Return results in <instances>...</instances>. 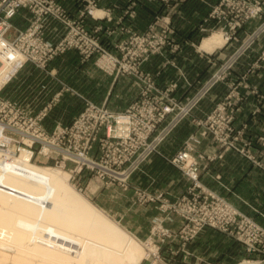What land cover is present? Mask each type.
<instances>
[{"label":"built area","instance_id":"1","mask_svg":"<svg viewBox=\"0 0 264 264\" xmlns=\"http://www.w3.org/2000/svg\"><path fill=\"white\" fill-rule=\"evenodd\" d=\"M75 1L79 8L76 15L68 11L58 0H0L1 43L8 52L18 51L27 59L24 64L11 63L16 64L15 71L8 80L13 77L15 80L26 68L27 63L45 71L49 61L70 50H75L79 52L84 63L98 54L99 57L95 60L96 67L105 70L110 77L134 78L145 82L146 86L127 109L121 112L111 111L104 104L96 105L86 101L85 109L71 125H58L52 133H48L42 123L45 114L33 117L12 101L6 110L20 122L37 127L44 133L43 138L53 142V153L46 158L53 159L60 168L63 166L72 168L75 176L89 170L94 172L97 179L107 187H126L131 177L159 153L163 141L192 111L196 101L212 90L218 81L217 78L224 76L226 67L219 76L214 75L203 84L194 98L183 103L185 96L179 99L174 94L178 91V82L163 88L159 83L156 84L149 74L143 72V65L149 63L153 56L162 55L165 50L172 49L174 52L182 50L172 39L175 29L169 18L165 17L166 21L160 18L162 15L155 14V19L146 31L132 30L131 27L125 26L123 17L136 16L135 2H132L124 8L125 11L120 16L123 18L118 19L122 31L120 33L124 34L125 38L107 45L104 40L105 34L112 32L105 31V28L99 24L97 26L89 24V29L87 19L110 20L112 16L110 11L99 10L102 0ZM153 1L158 5L164 4L165 11L166 8L168 11L176 8L183 0ZM241 2L249 6H240ZM262 5L264 6V0H216L205 22H213L216 24V29L221 32L227 29L234 30L250 22L248 19L260 16L263 12ZM20 11H26L29 15L27 16L30 17L29 25L11 40L8 36L11 19ZM51 22L63 29L62 35L58 32L59 40L55 43L45 38L46 28ZM162 22H165V25ZM261 27V32H264V24ZM207 28L200 25L199 30L206 33L210 31ZM225 33L227 35V32ZM225 38L228 39V36ZM134 44L139 47L140 53L133 54L136 57L132 58L133 63H131L125 55L131 52ZM244 52L238 50L229 60L230 64L233 65L236 58ZM123 55L122 60L117 57ZM37 61H40L42 66H38ZM256 63V67L250 71L264 69V57H259ZM11 64L9 65L12 66ZM3 66L0 60V69ZM183 80L189 84L186 79ZM245 82L247 89H251L249 92L259 95L257 90L252 89L248 82ZM260 99L264 102L263 95ZM244 100V94L232 90L216 105L204 122L198 123V126L205 129L203 135L212 134L223 149L235 151L256 165L258 163L251 156L247 138L244 137L246 131H243L242 127L238 130L235 125ZM28 134L31 136L30 132ZM31 143L30 148L33 153L44 149L34 140ZM195 148L194 141L186 144L170 161L190 182L184 195L170 201V197H166L163 193L155 195L137 190V194L141 196L139 198L144 199L142 203L159 205L160 214L153 222L154 231L160 237L155 241L159 246L157 252L159 251L160 254L165 242H172L169 238L173 233L165 223L182 219L180 238L183 240L181 251L185 259H190L192 255L188 250V243L206 228H212L240 243L248 253L257 255L259 260L256 264H264V228L227 207L223 199L202 184L201 175L205 161L211 159V156L215 159L216 151L195 155ZM94 149L98 151L95 157L91 154ZM36 156H32V159ZM214 198L217 199L216 202H213ZM150 241L154 242L152 239Z\"/></svg>","mask_w":264,"mask_h":264},{"label":"rangeland","instance_id":"2","mask_svg":"<svg viewBox=\"0 0 264 264\" xmlns=\"http://www.w3.org/2000/svg\"><path fill=\"white\" fill-rule=\"evenodd\" d=\"M187 1L188 0H183L182 3H185ZM132 2H136V1L130 0L128 4H131ZM215 3L216 0H214V3L208 6L209 9L207 15L203 17L201 20L202 22L201 25L207 26L208 27L207 29H210V31H207L206 33L202 32L201 30H199L200 25L198 24L197 33H196L197 37L192 36L191 39L186 40V43L184 40L179 39V37L177 36V32H178L177 28L174 25L176 17H183L182 15L179 16L181 14L179 13V9H178L180 5H178L174 9L171 10L169 9L168 11L166 8L165 11L164 4L160 3V5L158 6L159 10L155 14L162 15L160 17L162 19L165 20L167 18L170 19L171 24L174 26L173 28L175 29V33L174 35H172V39L174 42H177L179 44L178 46H180L182 50H180V52L178 51L174 52L172 51V49L171 51L165 50L161 53L162 55L158 54L151 58V61L153 59L155 60L154 64L151 65V63L154 61L153 60L152 62L150 61L149 63H145L146 65L145 64L143 65L144 74H149L151 78L155 81V83L156 84L159 83V85L162 86L163 88H166L178 82V86H179L178 91L174 94L179 99L185 96V98L182 100L184 101L183 103L190 100L191 98H194L201 87V86H197L196 89L195 86H194L195 88H193L191 85L186 83L187 87L182 89L180 88V81L178 80V78H175L177 76H180L181 71L183 70L181 68L182 66L180 65L181 55L187 49L193 48V50L197 53V55L202 57L201 60L205 62L204 64L201 65H195L196 67L202 68L201 70H199L200 75H198V79L200 78V76L204 75L205 79L202 81L204 84L207 83L214 75L219 76L224 70V67H226L224 76L217 78L218 81L216 82L212 90L209 91L206 94V96L200 98L199 101H196L195 103L196 105L192 109V111L182 120V122L176 127V129L171 133V135H169L162 143L163 145L164 143L167 142L169 143L176 142L174 139L175 137H177V140L179 139L178 140L179 143L177 142V144H180L179 145L180 148L178 149V151H180L181 148H183L186 144L194 141V144L196 146L194 152L195 155L206 153V152H201L197 149L199 144H202L203 140H210L211 142L215 143L216 157L214 159V157L211 156V159L208 158L205 161L203 173L201 175V182L206 188L208 187L203 183L202 176L206 173V170L209 167V165L213 163L215 160L220 159V157H223L227 153H236V154L238 153L235 151H227L223 149L220 143L216 141V139L212 134L207 133L206 135H203V131L205 129L203 127L198 126V123L204 122L205 119L214 111L216 105L220 102V101L217 102L216 100L219 98V96H221V94H223V98H224L232 90H238L242 94H244V96H246L247 93L254 95L253 93L249 92L251 91V89H247L246 87L247 85L245 81L248 82V85L252 89H255L253 88L254 86L250 83L251 78L257 77V75L260 73H264V69H260V70L256 69L255 71H250L256 67L257 59L259 57L260 58L264 57V32H261L262 29L261 26L264 24V6L262 5L263 12L260 16L252 17L248 19L250 20V22H248L246 25L243 24L241 27H238L237 29L235 28L236 30L227 29V31H225L227 32L226 35L224 31L221 32V30L216 29V24H214L213 22H205V19L207 18L211 10V6L214 5ZM134 4L135 6H137L136 3ZM240 6L245 7L249 5L241 2ZM64 7L74 15L77 14V11L79 9L78 4H76V9L74 11L69 9L68 6H64ZM99 10L101 9L99 8ZM244 10L247 11V9ZM124 11L125 9H123V13ZM18 15L20 16L17 17ZM27 16L29 15L26 13V11H20L16 15L17 18L13 17L11 19V28L8 34L11 40L14 39L19 34L20 31L28 27L29 25L28 19H30V17ZM123 17H124L125 26L131 27L132 24L135 23L138 24L139 27L143 28V30L138 31V29L131 27L132 30L138 32L146 31L150 23L153 21V19H155V17H152L151 21L146 26L144 22V19L146 17H139L138 20H137L138 17H130V16H123ZM123 17H118L114 19V17L111 16L110 20L107 18L104 19L89 18L87 19V26L90 29L89 23L94 22L93 25L97 26L99 24L105 28V31H109V33L112 32L111 34L108 35L105 34L104 37L105 43L108 45L117 42L119 39L125 38L124 34L123 35L121 34L122 31L118 24L120 23L118 22V19ZM162 24L165 25V22H162ZM51 28H53V22H51L49 27L46 28L45 38L55 43L59 40V33L58 31H56V29H60L61 35L63 34V29L58 24L56 29L55 28L51 29ZM49 29L53 32H51ZM214 33H220L224 38L225 36H228V39L225 38L226 43H224L223 40V45L221 46V48L220 47L215 48L214 50H212V52H207L204 51L203 49L200 50L199 47L201 46L202 41H204L207 38H210V36L213 35ZM238 50H241L243 52L245 50L246 51L241 56L239 55L236 58L233 65H231L229 60ZM71 51L76 52L78 56L70 55L68 56V59L62 60L64 57H66V54ZM68 52L49 61L48 67L45 71L40 68L35 69L36 67H34L33 64L27 63L26 68L23 70L24 73L22 71L21 74L13 82L8 84L1 93L4 97L7 96L5 98L14 101L19 107L22 108V110H24L26 113H28L33 117L36 116L38 117L40 114H45L42 123L44 124V127H46L45 129L47 130L48 133L54 132L58 125L61 126L71 125L73 121L85 109L86 101H90L91 103H94L96 105L104 104L107 108H109L111 111L114 112L124 111L133 102V100L136 98L138 93L142 91L144 86H146L145 82L136 80L134 78L120 77L117 79L114 77H110L105 70L96 67L97 65H95V60L97 57H99L98 54L92 56V58L94 59L91 58V60L89 59L88 61H86V63H84L82 61L79 52L75 50H70ZM135 52L140 53V49L136 44L133 45V49L131 50V52L130 53L127 52L125 55V58H127L131 63H133L132 58L136 57L133 55ZM61 57L62 59H59ZM117 57L120 60L124 59V55L122 57L119 56ZM186 60L185 63L189 64V62ZM56 61H60L59 62L60 64L59 63L57 64ZM190 62L193 63V61L191 60ZM88 63H93L95 69L97 68L102 74L109 76V78H112L113 80V83L111 81L113 87L111 86L110 92L108 89V93L106 92V95L102 100H101V95L103 94L104 90L102 89V87L97 86L98 81L96 80V77L94 79L85 80L87 76L86 65ZM2 64L4 66L0 69V71H2L6 67L5 62ZM191 67L192 66H190L186 71L192 74L194 72L193 70L195 67L194 68L192 67L193 70L190 69ZM236 68L240 69V71H242L243 73L237 74V71L235 70ZM118 81H120L119 84L117 83ZM129 90L130 92L131 91L136 92V96L134 98L133 96L135 94H133V96L130 98L127 97L128 94L127 92ZM215 101L217 103L213 105ZM75 112H78V114L72 118ZM67 114L69 115V117ZM239 128L241 127H237L238 130ZM242 129L243 131L248 132V126L245 128L242 127ZM244 137L247 138L246 141L249 144L251 150L250 153L251 156H253V159H255V161L258 163L256 165L251 163V167L256 170L259 169L260 172L264 173V137H258L257 135H252V134L251 135L249 134L247 136L246 132ZM14 138L20 140L18 136H14ZM161 147L159 153H157L156 155L162 157L166 162H169V164H171L170 161L177 154V152L174 153L172 145L171 146L168 145V148L166 149L168 151L167 153H164ZM14 148H16V145L14 146ZM91 154L92 156L95 157L98 155V151L94 149ZM36 155H35L36 157L32 161L33 163L39 166L61 170L63 179L67 180L79 193L82 194V196H84L87 200H89V202H91L97 208L101 209V211L105 215H107L112 221L119 224L125 231H127L133 238L136 239V241L140 244V247L144 253V260H142L140 264H190L191 263L193 259V255H190V259H185L184 253L181 251L182 249L181 244L183 242V240L180 238L181 236L180 233L183 227L182 219L181 220L175 219L171 223H165L166 224L165 226L168 229H170L171 232L173 233V235L169 238V241L172 240V242L171 243L165 242L162 246L160 254L159 251L157 252L159 254L158 256L161 259V262L158 260L156 261L154 260L155 258L153 257L152 253L154 252L155 247L153 248L152 246L153 244H147V242L150 241L151 239L154 240L155 242L158 241L160 238L159 234L155 233L153 228L154 226L153 222L156 221V218L160 214L158 209L159 205L147 204L146 202L142 203V200L144 201V199L139 198L141 196L137 194V190H142L146 193H151V192L146 190L145 187L132 186L131 179L136 173L131 177L126 187H120V186L107 187L104 183H102L100 180L97 179L94 172H91L89 170L83 171L81 174H78L77 176L73 177L70 174V172H68L66 169H62L59 166H57L53 162V159L50 160L42 155L39 154ZM238 155L241 156L240 154ZM18 156L19 154H16L14 155L13 158H17ZM186 181H187L186 190L180 195L165 194L163 192L160 193H163L166 197H170V201H174L178 197L184 195L187 192L190 186V182H188L187 179ZM132 189H133V193L131 194ZM160 193H151V194L159 195ZM217 196H219L221 199H223V201L227 203V207H229L233 211H236L238 214L248 217L254 223H257L260 227L264 228L263 224L255 219L257 218L256 216L254 218L246 214L242 210V208L238 206V204L234 203L233 200L225 196H221L219 194H217ZM216 200L217 199L214 198L213 202H216ZM258 201L259 202L262 201L261 202L262 209L258 206ZM124 203L126 205L123 206ZM244 204L247 205V207L249 206L250 208L251 207L259 208L258 210L256 209L258 212L255 214L259 217H262V219L264 218V213H262L264 212L263 211L264 198L258 199L252 196L249 199H246ZM153 207L157 210L158 215H156L152 219L151 227H149L148 213L150 209ZM117 212H122L124 214L122 218L117 216ZM175 222L177 223V226L173 227V225L171 224ZM127 223L130 225L142 224L141 226L143 227V230L135 232V228L129 229L126 226ZM207 230L209 231L212 230L217 233H220L215 229L206 228L204 231L199 233L198 236H196L192 241L188 243L187 246L188 250L189 247L198 240L201 234ZM223 235L227 236L226 234ZM155 244L154 245L158 249L159 248V246L157 245L158 243L155 242ZM238 244L241 247H243L240 243ZM243 248L245 249V247ZM2 253L8 254L9 258L6 261L7 264H11V263L22 264L20 262H15L13 260V256H14L13 253L7 252L6 250H3ZM246 253L248 252L246 251ZM190 254L192 253L190 252ZM248 254L254 256L256 262L259 260V257L257 255L251 253ZM251 256L247 258L248 262L249 260L251 261L255 260L254 257ZM30 259H28L29 261L27 260L26 263L29 262L30 264H39V261L37 259L35 258L34 259L32 258L31 260ZM244 261H246L245 258L241 259L240 261H237L234 264H240Z\"/></svg>","mask_w":264,"mask_h":264},{"label":"bare ground","instance_id":"3","mask_svg":"<svg viewBox=\"0 0 264 264\" xmlns=\"http://www.w3.org/2000/svg\"><path fill=\"white\" fill-rule=\"evenodd\" d=\"M223 40L226 43L222 34L214 33L203 41L201 49L212 52ZM1 42L0 60L6 67L0 71V264H7L9 258L3 250L13 253V260L22 264H30L26 263L30 257L39 264H140L144 253L135 238L63 179L61 170L32 162L36 154L49 157L53 142L6 110L12 100L1 93L14 81V77L8 79L15 65L27 59L18 51L8 52ZM37 65L42 66L40 61ZM32 140L44 149L33 153ZM62 169L75 176L72 168ZM152 246L154 260L161 262L156 246Z\"/></svg>","mask_w":264,"mask_h":264},{"label":"crops","instance_id":"4","mask_svg":"<svg viewBox=\"0 0 264 264\" xmlns=\"http://www.w3.org/2000/svg\"><path fill=\"white\" fill-rule=\"evenodd\" d=\"M58 1H60V3H62L64 6H68V8L73 11L76 9L75 0H58ZM129 1L130 0H102L99 5V8L102 11L109 10L110 14L114 17V19H116L121 15H123L122 14L123 9L128 5ZM135 1L137 5L135 17H138L137 20L139 19V17H146L144 19V22L145 25L147 26L148 23L151 21V18L154 17L155 13L159 10L158 7L159 5L153 0H135ZM212 3H214V0H200V1L188 0L187 2L180 4L178 9H179V13L181 14L179 16L182 15L183 17H176L174 22V25L178 31L177 36L179 37L180 40H184L186 43L187 39H191L192 36L193 37L196 36L197 26L198 24L201 25L202 23L201 20L203 17L207 15L209 9L208 6L211 5ZM19 16L20 15H18L17 17ZM93 23L90 22L89 24L93 26ZM131 27L138 29V31L143 30L142 27H139V25L135 23H133ZM53 28H57V25L56 24L53 25ZM56 31L60 32L59 29H57ZM199 49L202 50L201 46L199 47ZM183 54L181 55V61H180V65L182 66L181 68L183 70L181 71L180 76H177L175 78H178V80L180 81V88L184 89L187 87L186 81L183 80L186 79L193 88L196 87L197 89V86H202L204 84L202 81L205 78L204 75H202L198 79V75H200L199 70H201L202 68L196 67L195 65H201L204 64L205 62L201 60L202 57L197 55V53L193 50V48L187 49ZM70 55L75 56L77 55V53L71 51L68 52L66 54V57H64L63 59H62L63 56L59 59L62 60L68 59V56ZM185 60L188 61L189 64H186ZM190 60L193 61V63H191ZM59 62L60 61H56L57 64ZM154 63L155 60L151 63V65ZM190 66H192L193 68L195 67L194 70L192 67L190 68L191 70L194 71L192 74L186 71ZM86 67H87L86 68L87 76L85 80L94 79L96 77V80L98 81L97 86L102 87V89L104 90L103 94L101 95V100H102L105 97L106 92L108 93V89L110 92L111 86L113 85L112 84L113 80L112 78H109V76L102 74L97 68L95 69L93 63H88ZM235 70L237 71V74L243 73L242 71H240V69L236 68ZM120 81H118L117 83L119 84ZM250 83L254 86L252 87L258 91L259 95H252L247 93V95L245 96L244 103L242 104L243 106L241 112L239 113L235 121V125L237 127H243L244 125H247L248 126V132L246 131L247 136L249 134L250 135L252 134V135H257L258 137H264V102L260 99L261 95L264 96V73L258 74L257 77H252ZM127 93H128L127 97L129 98L132 97L133 94H135L133 98L136 96V92L134 91L130 92L129 90ZM222 98H223V94H221V96H219V98L216 101L219 102L222 100ZM216 101L213 103V105L217 103ZM77 114L78 112H75L72 118L75 117ZM174 140L176 142H172V143L167 142L162 145L161 148L164 153L168 152L166 150L168 148V145L173 146L174 153L178 152V149L180 148L179 146L180 144H177V142L179 139L177 140V137H175ZM208 141L210 140H203L202 144H199L197 149L201 152H206V153L208 152L211 153L216 151L215 143ZM202 181L208 188L212 189L217 194L233 200L234 203L238 204V206H240L246 214L254 218L256 216L257 218L255 219L260 221V223H262L264 226V218L262 219V217H259L255 214L258 212L257 210L259 208L257 207L250 208L249 206L247 207V205L244 204L246 199H249L252 196L258 199L264 198V173L260 172L259 169L256 170L252 168L251 162H249L248 160L244 159L243 157L239 156L236 153H227L223 157H220V159L215 160L213 163L209 165V167L206 170V173L202 176ZM131 184L134 187L135 186L145 187V189L150 191L151 193L163 192L165 194L180 195L186 190L187 181L183 173L179 171L176 167L169 164V162H166L162 157L158 155H154L150 159V161H148L145 165H143L141 171L136 173L132 177ZM133 189L131 190V194L133 193ZM261 202L258 201V206L262 209ZM124 205L126 204L124 203L123 206ZM263 211H264V207H263ZM148 214H149L148 223H149V227H151L152 219L156 215H158V212L153 207L150 209ZM123 215L124 214L122 212H117V216H119L120 218H122ZM141 225L140 224L130 225L128 223L126 224V226L129 229L135 228V232L143 230V227ZM171 225H173L174 227L177 226V223L175 222L172 223ZM189 250L193 255V259L190 264H234L243 258H245L246 261L242 263L246 262V263L256 264L255 257L246 253L245 249L241 247L238 243H236L232 238L212 230L211 231L207 230L204 233H202L201 236L198 238V240L189 247ZM250 256L254 257L255 260L254 261L249 260L248 262L247 258H249Z\"/></svg>","mask_w":264,"mask_h":264}]
</instances>
